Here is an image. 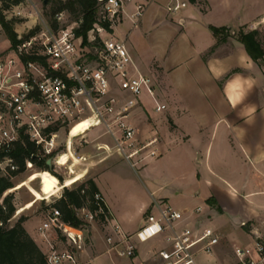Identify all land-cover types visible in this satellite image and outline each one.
Wrapping results in <instances>:
<instances>
[{"label":"crops","instance_id":"1","mask_svg":"<svg viewBox=\"0 0 264 264\" xmlns=\"http://www.w3.org/2000/svg\"><path fill=\"white\" fill-rule=\"evenodd\" d=\"M177 1H186L188 5L171 15L167 7L174 0H123V20L114 35L125 42L138 70L152 79L158 103L166 106L157 112L154 99L144 93L143 105L132 115L138 139L157 140L152 149L160 154L145 163L141 175L154 184L149 164L174 156L178 165L187 161L192 166L188 181L193 188L186 190L184 180L173 177L172 194L165 193L160 186L155 190L156 196L141 181L148 193L144 198L136 170L117 155L97 167L76 165L72 173L65 166H57L54 170L61 178L64 175V182L73 177L71 185L93 172V180L110 213L112 223L106 231L93 225L94 221L89 223L91 234H87L88 245L81 253L86 263L162 264L158 252L167 246L164 236L138 243L133 258L119 257L107 242L108 235L120 240L123 235L138 231L144 221L137 230L128 228L126 222L149 213L154 202L182 211L201 207L205 214L210 208L208 200L215 198L221 211L211 208L216 217L206 224L221 225L218 231L221 244L212 256L200 255L203 258L198 257L199 264L211 259L212 264H223L227 260L221 256L223 241L232 246L230 264H233V248L238 244H232L222 234L225 230L244 245L253 242V233L264 234V58L254 61L239 38L240 33L257 31L264 49V6L261 0H198L195 4ZM144 3L146 11L135 22L132 14L137 5ZM212 27L228 31L216 37ZM99 126L88 133V139ZM102 133L91 140L93 143L80 148L79 154H93L95 146L105 138L101 137ZM106 144H111V140ZM69 157L67 154L66 162ZM62 169L65 171L61 172ZM30 171L35 170L25 173ZM105 176L112 181L107 183ZM127 180L134 181L142 195L111 194V188L117 194ZM19 207L13 221L27 211L21 213L24 207ZM45 215L46 212L32 216L23 227L47 255L49 246L39 231ZM34 217L42 218L38 226L32 221ZM240 221L246 225L238 224ZM112 225L120 227L121 235Z\"/></svg>","mask_w":264,"mask_h":264},{"label":"built area","instance_id":"2","mask_svg":"<svg viewBox=\"0 0 264 264\" xmlns=\"http://www.w3.org/2000/svg\"><path fill=\"white\" fill-rule=\"evenodd\" d=\"M98 1L101 13L90 31L97 34L87 53L81 35L76 33L79 23L66 27L64 12L55 13L52 22L36 12L39 29L29 37L17 36V44L0 24V177L13 179L19 171L13 153L24 138L35 145L43 159L52 160L55 175L57 166L72 173L76 165L97 167L114 155L136 170L160 156L152 149L157 140L138 139L132 115L143 105L144 93L154 99L157 112L166 106L158 103L152 79L138 70L125 42L110 32L124 14L123 0ZM187 5L174 0L167 11L176 15ZM145 11V4L136 6L132 14L135 22ZM9 12H4L7 20ZM103 23L109 24V30ZM102 33H109V37L104 39ZM86 121V129L71 136L73 129ZM97 125L103 127L101 137H108L111 144L98 143L93 154H79L80 148L93 143L87 135ZM62 154L70 155L65 165L59 164ZM34 166L31 159L26 160V171ZM96 199L104 201L100 194ZM78 211L89 223L104 214L100 204L95 214L87 209ZM203 216L201 207L182 211L154 202L138 231L120 240L108 235L107 242L119 257L133 258L138 243L164 236L167 246L158 252L162 264H199L200 255L212 256L221 244L220 233L208 226ZM111 223L105 216L103 227L107 229ZM112 228L121 235L118 225ZM39 231L49 246V264H89L81 255L88 245L86 232L64 223L58 209L46 211ZM253 237L251 244L233 248V264H264V235Z\"/></svg>","mask_w":264,"mask_h":264},{"label":"rangeland","instance_id":"3","mask_svg":"<svg viewBox=\"0 0 264 264\" xmlns=\"http://www.w3.org/2000/svg\"><path fill=\"white\" fill-rule=\"evenodd\" d=\"M14 0H0V6L8 5L10 6V12L6 15L8 20L12 24V27L14 29V32L16 36H23V37H29L35 31L39 29L40 21L38 20V15H36V12L43 18H45L47 21L52 22L54 11L61 5L65 4L69 0H19L20 4L17 6H13L12 2ZM47 1V3H46ZM145 4V3H144ZM262 7L264 6V0H261ZM146 5V4H145ZM13 6V7H12ZM65 13V19L66 23L65 26L69 28L76 27L75 22L77 19L78 14L72 13L70 10L62 11ZM101 9L99 11L100 15ZM123 16L117 21L116 26L113 30L110 32L114 34L115 28L122 22ZM4 33L7 35L6 31L4 30ZM229 33V32H228ZM96 32H88L86 36L81 35V41L82 46L85 49V53L89 51V48L91 46V41L96 36ZM241 35V33H240ZM8 36V35H7ZM9 37V36H8ZM102 37L108 38L109 33H102ZM262 37H264V28L262 31ZM240 38V37H239ZM143 129V125H142ZM101 132H103V129L101 126H99L98 131H94L92 133L91 138L89 140L91 141L94 137L96 138ZM99 143L106 144L109 143L108 137H105L99 141ZM40 155V153H38ZM177 155V154H176ZM175 157L173 156L172 159H160L156 160V162H151L149 165L151 166V176L153 177V183H151L148 180H145L143 176L141 175L142 168L137 166L136 169V179L141 184V188L144 189V198L146 197L147 190L145 185L149 188L150 192L155 191L160 186H163V189H165V193L172 194L170 188L175 187V179H182L185 182V189L189 190L192 189L191 182L188 181L189 174L192 171V166H190L189 162L184 161L181 164L178 165L177 162H175ZM165 162V163H164ZM153 163V164H152ZM35 171H30L27 173H21L18 174L17 177H14L12 179V182L14 185L17 184L16 192H9L7 196L12 197V203L14 207H19L23 205V209L21 210V213L26 211L24 214L19 216V219L24 217L26 220L30 219L32 216L43 214L47 211L48 205L52 204L54 201L59 199L61 195L64 192V189L58 192L56 195L51 196L48 200H44L45 197L50 195L51 193L55 192L58 187L60 186L59 180L50 172L45 171V169H41L35 165L34 168ZM65 170L62 169L61 172H64ZM93 172L89 174L87 177H85L83 180L78 182L77 184L72 185L70 184L73 177H68L66 179L67 184H70V188H67L69 190H74L86 183L89 180H93ZM182 176V177H180ZM64 175L62 174V179ZM173 177L175 179L173 180ZM104 180H107V183H110L112 181V178L109 180V176H105ZM94 181V180H93ZM141 181H144V186ZM19 183V184H18ZM62 183V182H61ZM68 184V185H69ZM72 186V187H71ZM111 194H114L118 197H128L132 194H141L140 189L136 185V183L132 180H127L124 182V185L120 188L119 192L115 194V191L113 188H111ZM157 196V192L154 193ZM178 194V193H177ZM175 195L176 197H183V195ZM210 205V208L206 209V213L203 216L204 222L208 221H214L216 217V213L212 211L211 208H214L216 210H221L218 204L216 203L215 198H211L210 202L208 203ZM78 217L80 219H84V213L82 211L76 212ZM147 212L144 213V215H136L134 218H132L130 221L126 222V225L131 230H137L138 227H140L143 224V221L145 222V219L147 217ZM43 217V216H42ZM44 218V217H43ZM17 219V220H19ZM81 220L84 223L83 227H80L79 229H83L86 232V235L88 234L90 236V231L92 229V224H89V222H86V220ZM17 220H11V222L8 224V227H13L16 225ZM42 218L41 217H34L32 219L33 223L37 226L40 224ZM93 225H96L98 228H101L103 231H106V229L103 227L102 222L96 221ZM212 226L215 227L218 231L222 228L220 224L217 222H213ZM97 231V230H96ZM95 231V232H96ZM222 232V231H221ZM225 232V233H224ZM225 237L228 238V240L232 244H238L240 246H243L244 244L237 242L236 237L233 235L227 234L226 230L222 232ZM227 234V235H226ZM97 235V232H96ZM264 235V234H262ZM221 247V256L223 258H226L225 262L223 264H230V257L232 254V246L230 243H227L226 241L222 242ZM234 247V246H233ZM203 257H199L201 259ZM233 258V256H232ZM208 260V259H207ZM206 260V261H207ZM206 264H212V259L208 260Z\"/></svg>","mask_w":264,"mask_h":264},{"label":"trees","instance_id":"4","mask_svg":"<svg viewBox=\"0 0 264 264\" xmlns=\"http://www.w3.org/2000/svg\"><path fill=\"white\" fill-rule=\"evenodd\" d=\"M188 1L195 4L198 0ZM12 4L13 6H17L20 4V1L14 0ZM101 6L102 3H99L98 0H69L65 4H61L54 11V14L65 10H70L72 13L78 14L76 22L79 23V28L76 30V33L79 36H86L88 32L94 29V25L98 23V14ZM9 10L10 6L8 5L0 6V24L13 43L17 44V36L12 24L6 21L4 15V12ZM103 25L109 30L108 23H103ZM212 31L216 37H220L225 35L228 29L212 27ZM240 41L244 44L247 52L254 61L257 62L264 58V49L258 40L257 31L247 34L241 33ZM13 156L16 158L20 169L12 175V178L26 171L27 159H31L34 165L41 169L50 170L46 164L47 161L38 154L35 145L26 138L22 139ZM58 178L60 180L59 182L62 183H60V186L55 192L45 197L44 200H48L51 196L56 195L63 189L64 192L59 199L48 205L47 210L50 208L58 209L64 223L75 228H80L84 226V223L77 216V210L87 209L92 214H95L98 210V204H100L104 214L98 215L94 219L95 222H102L103 225L105 223V216L110 217V213L105 202L96 199V195H101L96 183L93 180H89L77 189L69 190L67 189L69 187L67 181L64 182L60 176ZM16 191L11 178L0 177V223L3 224V226H0V264H49L47 256L23 227L26 218L22 217L17 221L15 226L8 227L16 212V207L12 203V197L7 196V194ZM209 202L210 200H208ZM22 207L23 205L19 208Z\"/></svg>","mask_w":264,"mask_h":264},{"label":"bare ground","instance_id":"5","mask_svg":"<svg viewBox=\"0 0 264 264\" xmlns=\"http://www.w3.org/2000/svg\"><path fill=\"white\" fill-rule=\"evenodd\" d=\"M87 125H89V122L86 121V122H84V123H82V124L76 126V127L73 129V131H72V133H71V136H74V135L77 134L78 132L83 131L84 129H86V126H87ZM66 156H67V154H62V155L59 157V164H60V165H65V163H66ZM72 172H73V167H72Z\"/></svg>","mask_w":264,"mask_h":264},{"label":"water","instance_id":"6","mask_svg":"<svg viewBox=\"0 0 264 264\" xmlns=\"http://www.w3.org/2000/svg\"><path fill=\"white\" fill-rule=\"evenodd\" d=\"M46 3H47V1H46ZM46 164H47V166H48V168H49L50 170L53 169V165H52V160H51V159L47 160ZM237 223H238V224H242L243 222L240 221V222H237ZM253 235H254V236H258V233L255 232V233H253Z\"/></svg>","mask_w":264,"mask_h":264}]
</instances>
